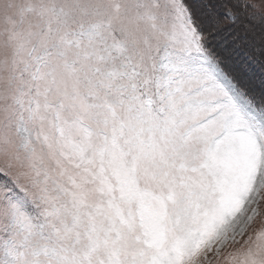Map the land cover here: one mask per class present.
Listing matches in <instances>:
<instances>
[{
  "label": "snow or ice",
  "instance_id": "snow-or-ice-1",
  "mask_svg": "<svg viewBox=\"0 0 264 264\" xmlns=\"http://www.w3.org/2000/svg\"><path fill=\"white\" fill-rule=\"evenodd\" d=\"M0 264H264V0H0Z\"/></svg>",
  "mask_w": 264,
  "mask_h": 264
}]
</instances>
